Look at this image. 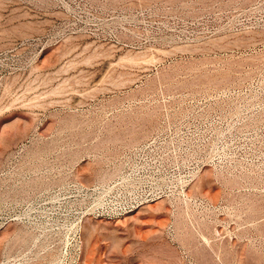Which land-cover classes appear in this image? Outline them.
<instances>
[{
	"label": "rangeland",
	"instance_id": "rangeland-1",
	"mask_svg": "<svg viewBox=\"0 0 264 264\" xmlns=\"http://www.w3.org/2000/svg\"><path fill=\"white\" fill-rule=\"evenodd\" d=\"M0 264H264V0H0Z\"/></svg>",
	"mask_w": 264,
	"mask_h": 264
},
{
	"label": "built area",
	"instance_id": "built-area-1",
	"mask_svg": "<svg viewBox=\"0 0 264 264\" xmlns=\"http://www.w3.org/2000/svg\"><path fill=\"white\" fill-rule=\"evenodd\" d=\"M149 147H150V145H148L147 147L141 148L139 151H137V154L136 155H138V157L141 156V158H142V156L146 155L148 153V151L151 149V148L149 149ZM155 156H157V155H154V157ZM148 196H150V195H148ZM136 200H138V197H135L134 199H131L129 202H127L124 205H122L121 207L116 208V212L118 213L119 211L120 212H123V211L129 210L131 207H133L130 204H132Z\"/></svg>",
	"mask_w": 264,
	"mask_h": 264
}]
</instances>
